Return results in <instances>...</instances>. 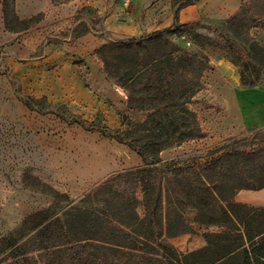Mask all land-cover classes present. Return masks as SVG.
Returning a JSON list of instances; mask_svg holds the SVG:
<instances>
[{
    "label": "rangeland",
    "instance_id": "obj_1",
    "mask_svg": "<svg viewBox=\"0 0 264 264\" xmlns=\"http://www.w3.org/2000/svg\"><path fill=\"white\" fill-rule=\"evenodd\" d=\"M185 1L70 0L65 4L56 0L37 25L19 34L8 32L0 16V261L11 242L25 241L54 210L53 218L72 207L73 232L79 238L86 231L92 234L96 229L84 225L85 209L80 200L110 178L143 167L136 153L116 137L133 123L144 121L147 113L127 109L126 91L105 74L101 60L103 55L111 64L131 65L133 52L101 51V46L173 26L174 10ZM227 1L230 9L239 6L234 0ZM207 7L199 9L196 19L186 15V22L183 9H179L176 33L160 36L157 47L173 50L175 55L195 52L206 56L211 67L206 75L215 63L229 62L240 82L241 73L251 72L248 50L235 42L227 25L230 17L215 19L219 6ZM93 41L99 44L85 50ZM207 86L202 80V90L189 106L205 136L161 152L163 162L194 156L200 163L209 152L264 146V129L221 134L213 126L221 110L209 101ZM256 86L264 87L262 73ZM81 89H85L83 95ZM185 188L182 185V192ZM115 189L127 197L131 187L120 183ZM154 192L150 188L148 194ZM136 197L135 211L144 218L142 189L136 191ZM53 202L55 207L49 208ZM182 214L189 222L188 232L169 243L185 255L206 245L205 233L218 230L192 223L196 213L188 207ZM253 224L264 226V220ZM116 241L125 243L119 238Z\"/></svg>",
    "mask_w": 264,
    "mask_h": 264
},
{
    "label": "trees",
    "instance_id": "obj_2",
    "mask_svg": "<svg viewBox=\"0 0 264 264\" xmlns=\"http://www.w3.org/2000/svg\"><path fill=\"white\" fill-rule=\"evenodd\" d=\"M196 1L177 6L169 28L101 46V51L133 52L131 65L111 64L103 55L101 60L105 74L126 91L127 109L147 113L144 121L116 137L136 153L143 167L110 178L80 200L84 225L96 229L92 234L86 231L79 238L73 232L72 207L53 218L54 210L25 241L11 242L0 264H264V226L253 224L264 220V208L234 201L241 190L264 189V146L209 152L200 163L194 156L168 162L159 157L165 150L205 136L189 106L202 90L203 73L211 69L208 58L195 52L175 55L157 47L160 36L176 33L179 9ZM1 11L4 28L13 34L34 27L43 16L19 19L15 0H1ZM227 25L235 42L248 50L251 72L241 73L240 85L256 87L260 73L264 77V49L250 31H264V0H247ZM120 183L131 187L127 197L115 189ZM182 185L187 187L184 192ZM150 188L155 190L151 196ZM138 189L144 193V218L135 211ZM54 207L53 202L49 208ZM185 207L196 213L192 223L218 231L205 233L204 247L182 255L169 240L188 232ZM117 238L125 243L114 242Z\"/></svg>",
    "mask_w": 264,
    "mask_h": 264
},
{
    "label": "crops",
    "instance_id": "obj_3",
    "mask_svg": "<svg viewBox=\"0 0 264 264\" xmlns=\"http://www.w3.org/2000/svg\"><path fill=\"white\" fill-rule=\"evenodd\" d=\"M224 1L225 0H198L194 4L182 8L183 22H186L188 16L190 19L198 18L199 9L205 6H208V9L215 5L219 6L216 15L214 14L213 16L215 19H221L223 16L231 17L241 7L240 3H245L247 0H234L235 3H239V6H234L231 9L227 6L229 1ZM53 7L54 3L51 0H15V11L21 20L30 18L38 13L43 14ZM79 7H81V5ZM207 13H211L210 10H207ZM250 33L264 49V31L253 28ZM97 44L99 43L96 42L95 44L93 41L87 45V48L85 47V50L91 51ZM74 49L77 50V47ZM213 68L214 69L209 73L210 75L203 73L205 75L202 77V80H205L208 84L205 92L211 93L209 95L211 96L209 97V101L213 102V104L221 110L219 117L214 120L213 126H215L221 134L230 133L232 131L240 132L244 129H264V87L241 86L239 75L237 71L233 70V66L229 62H217ZM63 72L67 73L68 71L64 70ZM75 89H79V86L77 85ZM84 90L81 89L79 91L80 95L84 94ZM65 91L68 92L67 89H65ZM70 91L71 90H69V92ZM234 201L246 206H259L264 208V189L259 191L241 190L235 195Z\"/></svg>",
    "mask_w": 264,
    "mask_h": 264
},
{
    "label": "bare ground",
    "instance_id": "obj_4",
    "mask_svg": "<svg viewBox=\"0 0 264 264\" xmlns=\"http://www.w3.org/2000/svg\"><path fill=\"white\" fill-rule=\"evenodd\" d=\"M225 64H226V63H225ZM225 64H224V65H225ZM228 66H229V65H228ZM230 69H231V68H230Z\"/></svg>",
    "mask_w": 264,
    "mask_h": 264
}]
</instances>
